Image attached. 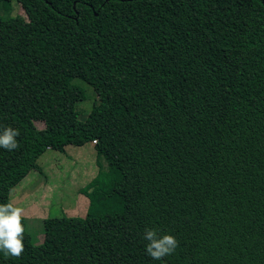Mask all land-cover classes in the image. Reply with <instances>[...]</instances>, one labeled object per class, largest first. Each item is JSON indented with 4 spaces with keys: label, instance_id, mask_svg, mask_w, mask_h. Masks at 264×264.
<instances>
[{
    "label": "trees",
    "instance_id": "trees-1",
    "mask_svg": "<svg viewBox=\"0 0 264 264\" xmlns=\"http://www.w3.org/2000/svg\"><path fill=\"white\" fill-rule=\"evenodd\" d=\"M0 204L46 149L93 142L81 216L0 264H264L262 0H0ZM78 80L94 97L83 120ZM41 126H37V124ZM146 229L173 235L146 253Z\"/></svg>",
    "mask_w": 264,
    "mask_h": 264
},
{
    "label": "rangeland",
    "instance_id": "rangeland-1",
    "mask_svg": "<svg viewBox=\"0 0 264 264\" xmlns=\"http://www.w3.org/2000/svg\"><path fill=\"white\" fill-rule=\"evenodd\" d=\"M0 14L7 19L13 14H22V9L10 3L6 9H0ZM75 82L85 94L84 100L74 104L78 119L83 120L96 98L90 86L78 80ZM92 145L91 141L81 146L65 145L62 151L44 150L36 159L40 172L29 170L10 189L9 201L23 209L25 229L33 244L40 243L43 238V218L83 215L87 199L80 189L95 176L96 160L105 168L103 158H96Z\"/></svg>",
    "mask_w": 264,
    "mask_h": 264
},
{
    "label": "clouds",
    "instance_id": "clouds-1",
    "mask_svg": "<svg viewBox=\"0 0 264 264\" xmlns=\"http://www.w3.org/2000/svg\"><path fill=\"white\" fill-rule=\"evenodd\" d=\"M18 129L7 127L0 132V148L13 151L19 147ZM23 209L12 203L0 204V250L14 258H20L25 250ZM143 239L147 241L146 253L153 260H162L172 255L178 240L170 234L161 235L156 229H146Z\"/></svg>",
    "mask_w": 264,
    "mask_h": 264
},
{
    "label": "water",
    "instance_id": "water-1",
    "mask_svg": "<svg viewBox=\"0 0 264 264\" xmlns=\"http://www.w3.org/2000/svg\"><path fill=\"white\" fill-rule=\"evenodd\" d=\"M262 2L264 3V0H262Z\"/></svg>",
    "mask_w": 264,
    "mask_h": 264
},
{
    "label": "built area",
    "instance_id": "built-area-1",
    "mask_svg": "<svg viewBox=\"0 0 264 264\" xmlns=\"http://www.w3.org/2000/svg\"><path fill=\"white\" fill-rule=\"evenodd\" d=\"M92 142H94V141H92Z\"/></svg>",
    "mask_w": 264,
    "mask_h": 264
}]
</instances>
